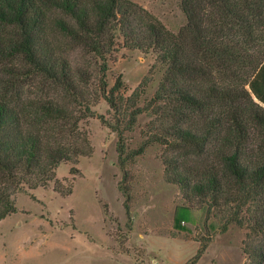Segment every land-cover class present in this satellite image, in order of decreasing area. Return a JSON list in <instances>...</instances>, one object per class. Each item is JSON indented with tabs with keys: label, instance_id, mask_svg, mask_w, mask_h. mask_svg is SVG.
<instances>
[{
	"label": "trees",
	"instance_id": "trees-1",
	"mask_svg": "<svg viewBox=\"0 0 264 264\" xmlns=\"http://www.w3.org/2000/svg\"><path fill=\"white\" fill-rule=\"evenodd\" d=\"M181 9L186 24L175 33L132 0H0V65L21 61L19 76L41 77L88 104L90 74L61 55L60 37L103 61L120 42L153 53L164 67L150 102L156 121L131 152L119 132L121 166L154 144L211 158H164L167 181L187 203L175 228L186 230L194 207L209 209L224 232L232 224L246 228V264H264V0H181ZM113 92L104 96L119 110ZM39 104L30 113L0 99V221L17 211V192L58 182L62 162L91 153L71 112ZM141 113L133 111L131 122ZM207 246L187 264H197Z\"/></svg>",
	"mask_w": 264,
	"mask_h": 264
},
{
	"label": "rangeland",
	"instance_id": "rangeland-1",
	"mask_svg": "<svg viewBox=\"0 0 264 264\" xmlns=\"http://www.w3.org/2000/svg\"><path fill=\"white\" fill-rule=\"evenodd\" d=\"M132 1L172 32L186 24L181 0ZM65 41L57 42L61 55L73 69L90 74L88 104L41 77L19 76L25 68L21 61L6 64L13 70L0 65V99L30 113L39 102L59 103L74 115L91 153L62 162L58 182L15 194L17 211L0 221V264H187L202 242L208 246L197 264H246L247 229L232 224L224 232L209 209L194 207L193 221L182 223L186 230L175 228L179 208L187 203L180 187L167 181L164 158L203 164L211 158L154 144L125 167L120 164L119 132L131 152L148 140L156 121L150 102L164 74L156 56L120 42L103 61ZM110 91L119 110L104 96ZM136 91L138 99L132 98ZM136 109L142 113L133 123L130 114ZM49 137L60 136L51 132Z\"/></svg>",
	"mask_w": 264,
	"mask_h": 264
}]
</instances>
